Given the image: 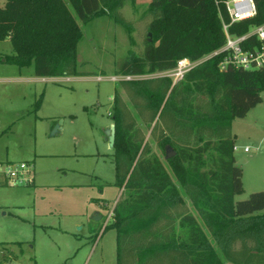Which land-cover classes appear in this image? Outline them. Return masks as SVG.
I'll return each instance as SVG.
<instances>
[{"label":"trees","instance_id":"trees-1","mask_svg":"<svg viewBox=\"0 0 264 264\" xmlns=\"http://www.w3.org/2000/svg\"><path fill=\"white\" fill-rule=\"evenodd\" d=\"M4 1L0 41L12 46L5 62L32 64L37 78L84 75L76 69L82 31L73 14L82 23L106 16L133 29L119 11L135 0ZM225 1L151 0L141 15L151 41L140 52L128 51L116 73H163L180 59L208 57L175 84L164 76L121 82L127 103L114 93L115 186L123 189L110 225L116 264H264V192L235 199L244 189L230 130L261 103L264 67L220 70L226 53L210 56L225 44ZM253 3L255 15L230 24L229 36L264 24V0ZM241 47L264 50V41L249 36ZM141 127L163 155L168 146L174 157L163 162L153 154Z\"/></svg>","mask_w":264,"mask_h":264},{"label":"rangeland","instance_id":"rangeland-1","mask_svg":"<svg viewBox=\"0 0 264 264\" xmlns=\"http://www.w3.org/2000/svg\"><path fill=\"white\" fill-rule=\"evenodd\" d=\"M150 2L135 0L120 9L132 30L106 16L82 23L73 14L82 31L76 69L83 76L37 78L32 64L6 63L11 42L0 41V165L25 164L33 180L0 185L1 264H116V230L110 225L123 189L115 186L113 152L104 132L113 124L114 93L127 99L120 83L110 79L128 51L140 52L143 41H151L148 19L141 18ZM4 3L0 0V8ZM260 97L261 103L230 124L244 189L236 200L264 192V91ZM142 130L152 153L164 162ZM93 213L99 221L91 220Z\"/></svg>","mask_w":264,"mask_h":264},{"label":"built area","instance_id":"built-area-1","mask_svg":"<svg viewBox=\"0 0 264 264\" xmlns=\"http://www.w3.org/2000/svg\"><path fill=\"white\" fill-rule=\"evenodd\" d=\"M224 6L229 18V24H222L225 44L220 51L214 52L210 56L216 55L219 52L226 53L224 59L219 63L220 70H224V68L229 65L235 68H242L244 70H253L264 67L263 48L259 51H244L241 47L242 43L245 42L249 36H254L256 39L264 41V24L252 28L249 33L242 36L232 37L229 36L227 32V28L230 24L246 20L255 15L253 0H227L224 2ZM206 58L208 57L195 61H191L188 58L180 59L176 62L175 67L167 71L164 76L170 78L173 84L180 82L185 74L203 62ZM131 80L132 77L130 76L111 78V81L113 82ZM248 151V148L244 149V152ZM32 181L31 170L25 164H20L18 166L10 164H6L4 166L0 165V184L13 185L27 183L29 185Z\"/></svg>","mask_w":264,"mask_h":264},{"label":"water","instance_id":"water-1","mask_svg":"<svg viewBox=\"0 0 264 264\" xmlns=\"http://www.w3.org/2000/svg\"><path fill=\"white\" fill-rule=\"evenodd\" d=\"M149 37V34H148ZM148 42L150 41L149 39L147 40ZM58 126H56L52 132L51 135H54L57 132ZM114 137H115V127L114 124H111L104 132V140L105 142L108 144V147L110 149L113 148V144H114ZM175 153L173 152V150L170 147H166L165 148V155H164V160H168L172 157H174ZM91 220L93 221H99L100 220V216L98 215V213H93Z\"/></svg>","mask_w":264,"mask_h":264},{"label":"crops","instance_id":"crops-1","mask_svg":"<svg viewBox=\"0 0 264 264\" xmlns=\"http://www.w3.org/2000/svg\"><path fill=\"white\" fill-rule=\"evenodd\" d=\"M167 72V71H166ZM166 72H163V73H156L157 75L156 76H153L152 78H154V77H160V76H164V74L166 73ZM113 77H116V78H119V77H122V75H116V76H113ZM113 77H111V78H113ZM130 77H132V80L131 81H133V80H135V79H133V77H135V76H130ZM165 77V76H164ZM66 78H68V77H66ZM99 79H95V81H97V82H99V81H101V77H98ZM166 78H168V77H166ZM41 79H43V78H41ZM141 79H144V78H141ZM111 80V79H110ZM140 80V79H139ZM172 81V80H171ZM117 82H119V83H121V82H124V81H117ZM121 92H123L122 90H121ZM120 94V93H119ZM120 96H121V94H120ZM245 153H248V152H245ZM100 218H101V216H100Z\"/></svg>","mask_w":264,"mask_h":264}]
</instances>
